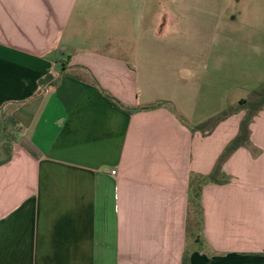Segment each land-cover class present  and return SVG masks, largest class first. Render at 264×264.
Instances as JSON below:
<instances>
[{
  "label": "crops",
  "instance_id": "0c3cea01",
  "mask_svg": "<svg viewBox=\"0 0 264 264\" xmlns=\"http://www.w3.org/2000/svg\"><path fill=\"white\" fill-rule=\"evenodd\" d=\"M263 84L264 0H0V264H264V108L187 234Z\"/></svg>",
  "mask_w": 264,
  "mask_h": 264
},
{
  "label": "trees",
  "instance_id": "16d2710c",
  "mask_svg": "<svg viewBox=\"0 0 264 264\" xmlns=\"http://www.w3.org/2000/svg\"><path fill=\"white\" fill-rule=\"evenodd\" d=\"M53 79L52 75H48L45 80L41 81V85L44 82H50ZM43 82V83H42ZM168 105V103H159L157 105L149 107L156 108L158 106ZM264 108V84L259 88L252 91L249 98L242 100L239 104L229 106L223 112L210 118L209 120L192 128L194 132H201L204 136L211 135L215 129L230 116L245 111V116L242 119L239 127L238 135L227 145L220 158L218 159L213 171L208 175L191 174L189 181V210L187 220V234L190 239H200L204 229V208L202 203V195L205 186L211 183L226 184L229 182L230 177L223 171V167L228 159L239 148L246 147L252 149L251 144V124L254 118ZM146 109V108H144ZM148 109V108H147ZM16 121L13 118L5 119L0 122V133L4 134L10 125H16ZM12 136V139L14 137ZM256 153V151H254ZM11 144L8 146V155L6 159L0 161V165L6 163L11 159ZM183 264H190V253L187 250L183 257Z\"/></svg>",
  "mask_w": 264,
  "mask_h": 264
},
{
  "label": "rangeland",
  "instance_id": "374dc122",
  "mask_svg": "<svg viewBox=\"0 0 264 264\" xmlns=\"http://www.w3.org/2000/svg\"><path fill=\"white\" fill-rule=\"evenodd\" d=\"M1 131V130H0ZM14 128L9 126L5 133H0V161L6 159L8 155V146L11 144Z\"/></svg>",
  "mask_w": 264,
  "mask_h": 264
},
{
  "label": "built area",
  "instance_id": "2783aa9c",
  "mask_svg": "<svg viewBox=\"0 0 264 264\" xmlns=\"http://www.w3.org/2000/svg\"><path fill=\"white\" fill-rule=\"evenodd\" d=\"M117 172L116 171H113V174H116Z\"/></svg>",
  "mask_w": 264,
  "mask_h": 264
}]
</instances>
